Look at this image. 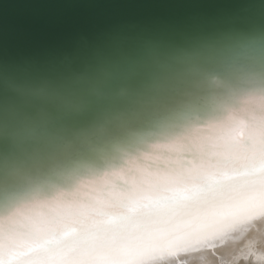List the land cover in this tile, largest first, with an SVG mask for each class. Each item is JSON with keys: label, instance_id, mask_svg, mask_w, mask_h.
<instances>
[{"label": "water", "instance_id": "obj_1", "mask_svg": "<svg viewBox=\"0 0 264 264\" xmlns=\"http://www.w3.org/2000/svg\"><path fill=\"white\" fill-rule=\"evenodd\" d=\"M263 76L264 0H0V221L59 211L183 123L251 118ZM225 77L245 91L220 101Z\"/></svg>", "mask_w": 264, "mask_h": 264}, {"label": "bare ground", "instance_id": "obj_2", "mask_svg": "<svg viewBox=\"0 0 264 264\" xmlns=\"http://www.w3.org/2000/svg\"><path fill=\"white\" fill-rule=\"evenodd\" d=\"M233 79L220 101L244 90ZM248 95L263 99L251 118L183 123L151 143L157 152L128 150V170L51 204L59 211L29 206L0 221V264H264V92Z\"/></svg>", "mask_w": 264, "mask_h": 264}]
</instances>
